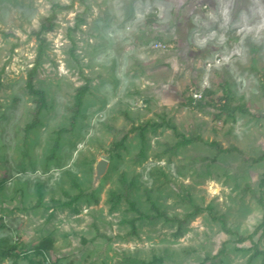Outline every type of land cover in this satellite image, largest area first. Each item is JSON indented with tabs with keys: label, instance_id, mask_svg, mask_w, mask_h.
I'll use <instances>...</instances> for the list:
<instances>
[{
	"label": "rangeland",
	"instance_id": "1",
	"mask_svg": "<svg viewBox=\"0 0 264 264\" xmlns=\"http://www.w3.org/2000/svg\"><path fill=\"white\" fill-rule=\"evenodd\" d=\"M261 198L264 0H0V264H264Z\"/></svg>",
	"mask_w": 264,
	"mask_h": 264
},
{
	"label": "trees",
	"instance_id": "2",
	"mask_svg": "<svg viewBox=\"0 0 264 264\" xmlns=\"http://www.w3.org/2000/svg\"><path fill=\"white\" fill-rule=\"evenodd\" d=\"M42 28L43 29L52 28V19L48 20V25L47 26L44 25ZM28 87H29V90L31 91V93L37 97V101H36L37 108H36V112H35V119H34L33 124L28 127V129H31V128H34L35 126H37V124L39 123L40 114H41L42 110H44L47 107V100H46V95L44 92L36 90L34 88L32 80L29 81ZM89 89H90L89 83H87L85 86H83L82 88H80L78 90L76 97H75V99H76V110L77 111H76V114L74 116V119L76 118V116L80 112V109L83 107L84 99H85L87 93L89 92ZM225 97L227 98V102H229V100H230L229 95L226 94ZM173 129L175 131H177L175 127H173ZM124 140H126V138ZM59 143H60V136L56 140V145L53 149L54 154L58 150ZM42 198H43V195L41 192H39V200H42ZM260 200H261V203L264 204V198H261ZM130 206H131V208L135 209V205L133 203H130Z\"/></svg>",
	"mask_w": 264,
	"mask_h": 264
},
{
	"label": "water",
	"instance_id": "3",
	"mask_svg": "<svg viewBox=\"0 0 264 264\" xmlns=\"http://www.w3.org/2000/svg\"><path fill=\"white\" fill-rule=\"evenodd\" d=\"M109 161L105 159H100L95 166V175H94V187L97 186L101 179L106 175L109 169Z\"/></svg>",
	"mask_w": 264,
	"mask_h": 264
}]
</instances>
